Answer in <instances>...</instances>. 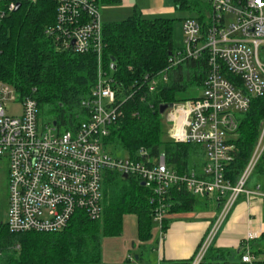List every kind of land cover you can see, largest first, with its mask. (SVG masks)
Listing matches in <instances>:
<instances>
[{"label": "built area", "instance_id": "2783aa9c", "mask_svg": "<svg viewBox=\"0 0 264 264\" xmlns=\"http://www.w3.org/2000/svg\"><path fill=\"white\" fill-rule=\"evenodd\" d=\"M53 1L57 4L56 23L46 33L60 49L96 53L98 77L92 95L82 101L85 120L70 129L54 125V121L44 124L34 98L20 96L12 85L0 81V157L7 158L10 175L8 231H61L79 211L90 219H100L107 173L126 174L148 189L153 219L161 228L174 189L216 198L219 216L192 262L200 264L241 195L248 201H264L261 184L249 188L259 167L264 174V117L247 165L235 182L228 177L235 158L239 115L249 110L254 98L264 96V0H205L209 9L203 19L198 15L183 22L184 45L171 53L169 68L187 60L204 61L207 66L203 94L173 103L162 114L174 142L203 148V168L183 173L167 164L164 152L152 158L141 149L138 159L114 156L105 148L103 139L123 110L113 81L102 67L101 8L93 0ZM17 3L0 0V23ZM167 71L147 75L138 89L146 86L154 92L160 81H167ZM11 100L22 103L19 115L7 113L5 104ZM254 238L248 232L243 239L242 263L257 261L251 248Z\"/></svg>", "mask_w": 264, "mask_h": 264}, {"label": "trees", "instance_id": "16d2710c", "mask_svg": "<svg viewBox=\"0 0 264 264\" xmlns=\"http://www.w3.org/2000/svg\"><path fill=\"white\" fill-rule=\"evenodd\" d=\"M17 1L19 9L9 12L0 23V81L12 85L20 96L34 98L40 118L56 121L65 129L76 128L86 118L82 101L92 95L98 77V57L94 52L60 49L46 33L56 23L57 4L53 0ZM93 1L100 8L122 3L121 0ZM204 1L175 0V3L178 9H191L204 6ZM199 15L202 20L204 16ZM173 22L167 17L145 18L138 7L121 21L103 22L102 67L113 81L117 102L123 110V116L111 127L103 142L110 154L120 157L139 159L141 149L152 158L164 152L167 164L183 173L199 169L203 163V148L163 142L160 105L173 104L186 83L201 85L207 66L204 61L187 60L169 68L171 53L175 50ZM113 58L115 69L112 68ZM166 69L167 81H160L154 92L146 86L138 89L147 75L152 77ZM263 117L264 96L254 98L249 110L239 115L235 158L228 169L232 182L242 173L253 153ZM149 198L150 193L141 180L109 172L104 182L100 219H90L79 211L61 231L23 233H11L5 222H0V264H102L103 241L121 235L124 217L136 216L139 244H146L152 238ZM195 198L186 190L172 191L164 230L169 215L189 210ZM260 242L262 245L257 247L256 254H264V235ZM145 249L142 246V251ZM227 254L211 246L200 264H231ZM143 258L140 252L137 258L132 255L115 264H151ZM193 259L168 264H192ZM255 264H264V259Z\"/></svg>", "mask_w": 264, "mask_h": 264}, {"label": "crops", "instance_id": "0c3cea01", "mask_svg": "<svg viewBox=\"0 0 264 264\" xmlns=\"http://www.w3.org/2000/svg\"><path fill=\"white\" fill-rule=\"evenodd\" d=\"M121 1L122 3L117 6L120 9L139 8L138 0H132V2L131 0ZM140 11L143 16L148 13L156 15L155 17H167L168 13H173L174 8L173 6L151 9L142 8ZM195 159L200 161L199 156H196ZM203 163L198 170L203 168ZM254 186L255 184L250 183L249 188ZM194 197L196 198L192 208L169 215L166 230H164V226L161 228L153 219L152 238L146 244H139L138 231L136 229V238L131 241L133 250L136 252L135 256L142 252L144 261L151 264H168L182 260L191 261L220 213L219 203L214 196ZM248 232L253 233L255 236L254 240L251 241L252 252L255 253L257 247L262 245L260 238L264 235V201L261 198H254L248 201L241 195L218 229L212 246L214 249L227 251L231 264H245L241 261L244 253L242 245L243 239ZM140 245L146 248L145 251H142V246ZM126 253V256L124 255L125 257L121 260H116L112 263L108 262V264L121 263L133 255L132 251L127 250ZM256 258L257 260H263L264 254L259 252L256 254Z\"/></svg>", "mask_w": 264, "mask_h": 264}, {"label": "rangeland", "instance_id": "374dc122", "mask_svg": "<svg viewBox=\"0 0 264 264\" xmlns=\"http://www.w3.org/2000/svg\"><path fill=\"white\" fill-rule=\"evenodd\" d=\"M132 2V0H131ZM139 9H151L158 7H172L174 8L173 13H168L167 18L173 19V44L174 48L178 49L184 45V33H183V22L187 18H197L199 14L205 12V8L209 9V5L204 1L203 5H198L194 8H176L175 0H138ZM171 5V6H170ZM135 7L133 8H118L117 6H102L101 7V19L103 22L111 21H121L128 16L132 15ZM156 15L145 13L143 17L148 19L155 18ZM158 16V15H157ZM186 88L177 93V98L174 104L184 101L185 99L198 97L203 94V87L201 85L186 83ZM184 99V100H183ZM6 111L10 115H19L22 110V103L20 101L11 100L7 101ZM41 120L44 124L49 123L48 119ZM163 122V142H172L173 140L169 136L170 124L165 121V117L161 118ZM174 142V141H173ZM177 143V142H174ZM184 144V143H179ZM259 167L252 175L250 183L255 184L259 183L264 188V174ZM9 166L8 160L5 157H0V222H5L8 214V205H9ZM254 186V187H255ZM136 216L129 215L124 217L123 220V230L120 236L114 238H105L103 241L102 249V264L112 263L116 260H121L126 256V251H132V254L135 256L136 252L133 250L131 241L136 238ZM125 255V256H124ZM117 257L116 259H114ZM119 257V259H118Z\"/></svg>", "mask_w": 264, "mask_h": 264}, {"label": "water", "instance_id": "95a60500", "mask_svg": "<svg viewBox=\"0 0 264 264\" xmlns=\"http://www.w3.org/2000/svg\"><path fill=\"white\" fill-rule=\"evenodd\" d=\"M20 7V3H18L16 5L15 11H17ZM112 68L115 69V63H114V58L112 59ZM172 104H162L160 105V114H163L169 107H171ZM57 122L54 121L53 124L55 125ZM124 178H127L128 176L126 174L123 175ZM142 185H144V183H141ZM135 258H137V256H135Z\"/></svg>", "mask_w": 264, "mask_h": 264}]
</instances>
